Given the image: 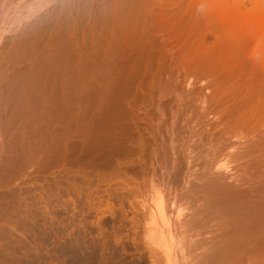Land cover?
Instances as JSON below:
<instances>
[{
    "label": "rangeland",
    "instance_id": "rangeland-1",
    "mask_svg": "<svg viewBox=\"0 0 264 264\" xmlns=\"http://www.w3.org/2000/svg\"><path fill=\"white\" fill-rule=\"evenodd\" d=\"M31 1L0 0V122L4 121L0 123V140L11 137L16 122L14 110L9 117L1 107L20 94L26 102L23 112L35 104L37 114L40 112L44 119L54 113L57 103L68 111H81L83 118L79 120L83 122L78 120L72 127L81 129L77 135H82L84 126L85 135L95 129L104 131V86L110 81L107 87L112 86L113 91L127 92L123 105L131 115L133 128L149 139L144 140L148 145L145 155L152 154V158L137 177L109 179L104 170L90 168L86 175L70 174L75 178L73 184L61 174L66 184L59 177V187L56 185L54 192L49 189L51 193L48 189L41 193V188L48 186L42 180L45 184H39L40 191L31 189L44 195L38 198V192L30 194L34 202L29 197V205L20 203L18 212L22 215L13 216L8 225L14 231L0 236V264H167L144 232L145 210L140 208L139 193L147 191L145 183L154 176L160 180L165 177L158 162L162 156L155 155L163 143L172 140L184 146L185 154L197 146V153L188 158L190 166V161L186 163L181 156L183 152L180 154L186 164L179 186L174 187L179 195L191 194V190L207 183L205 186L230 187L253 195L254 200H264V18L260 11L252 10L244 0L245 4L239 0H89L81 9L67 14L66 20L55 18L56 26L43 20L40 34H29L27 43L13 45V36L50 7L31 16L26 7ZM104 1H109L106 7ZM16 12L23 13L22 17L18 19ZM18 25L22 26L20 30ZM14 77L15 82L9 81ZM19 77L23 81L19 82ZM24 80L28 82L21 84ZM30 83L37 85L31 87ZM101 120L99 128L93 125ZM191 168L189 180L186 174ZM19 182H11L5 190L2 187L0 193L11 190L8 187L19 190ZM114 186L121 190H111ZM132 192L141 197L134 199ZM217 218L210 227H216ZM224 218L221 222L225 223L228 219ZM261 235L264 237V232ZM248 252L246 257L253 260L238 256L248 264H260L264 251ZM196 256L187 257L183 263L179 255L177 263L193 260L192 264H197ZM242 259L237 264L244 263Z\"/></svg>",
    "mask_w": 264,
    "mask_h": 264
},
{
    "label": "bare ground",
    "instance_id": "bare-ground-1",
    "mask_svg": "<svg viewBox=\"0 0 264 264\" xmlns=\"http://www.w3.org/2000/svg\"><path fill=\"white\" fill-rule=\"evenodd\" d=\"M32 1L28 3V5L26 6L27 8H29L27 13H29L31 16H34V14H36V12L38 13V11H40L41 9L44 10L45 6H47L48 8L49 7L48 5H50V7L43 14L41 12L39 18L33 21L32 23H30L29 27L25 26L26 27V28L24 27L25 30L22 29V32L16 34V37H14L15 35L13 36V38H15L14 40L12 39L13 45L15 44L21 46L25 44L24 42L28 39L27 37L29 34L34 36L38 35V33L40 34L41 33L39 32L41 30L40 26L43 20L47 19L48 25L51 23L55 25L56 22L55 18L58 19L61 18L66 20L67 14L73 13L81 9L86 1L89 2V0H35L37 1L35 3ZM95 1H99V0H93V2ZM120 1L122 0H118L119 3ZM240 1H242V3L244 1H246V3L249 2L251 6L250 8L252 10L260 11L259 12L260 15H262V17L264 18V0H244V1L239 0V2ZM106 2L104 1V7L107 6ZM112 3H114L117 6L116 1ZM219 9L221 8L219 7ZM19 10L21 9H18L17 12L20 13ZM17 12L15 13V15H18V19H19L20 15L22 17L23 13L19 15L17 14ZM15 17L17 18V16ZM48 33H50V31ZM51 33H56V32H51ZM20 79L21 80L19 82L23 81L22 78ZM32 79L35 80L34 77ZM10 80H13L15 82V77L14 79H9V81ZM25 82L26 81L24 80V83L21 84H26L28 81L26 83ZM110 84L111 82L109 81L108 85ZM32 85L34 84L31 83L29 84V86L31 87ZM35 85H37V83H35ZM35 85L34 87H36ZM108 85L104 86L106 87L104 88V102H105L104 131L102 129L101 130L92 129L93 131L92 132L89 131L87 135H85L87 131L84 132L85 130H87V127L85 126L84 128L86 129L84 130L82 128L84 131L82 130L83 133H80L82 134L81 136L77 135V132L79 131L81 132V129L77 131L78 127L77 129L74 130L72 128L75 124L78 125L77 124L78 120L79 118L82 117L80 116L81 111L77 112L78 111L77 107H75L77 108V110L70 109L68 111V108L66 110L64 106L63 107L60 106L61 107L60 109L57 103H55L56 105L53 108L55 109L53 111L54 113L50 116H46L48 114H46L45 116L43 115L44 116L43 119L38 115L40 114V112H38L37 114V105L35 104L30 105V107H27L26 112H23L22 107L23 106L26 107L25 106L26 102L25 103L23 102L22 96L24 95L22 94H20V96L16 97L15 99L13 98L14 99L13 101L10 100L8 103L5 101L6 102L5 106L1 105L2 109L4 107L3 110L4 115L6 113L7 114L11 113L10 111L14 110L15 113L14 117L15 116L16 117L13 118L16 119V122H15V126L13 123V127H15L16 129L14 128V132L13 133L11 132L12 135L6 134L9 135L8 137H10L11 135L9 139L0 140V190L2 187H4L3 189L5 190L7 186L11 184V182L14 183L16 181L18 182L20 181L19 183H21L22 186H20L21 188L19 190L15 189L14 191H11L12 187H8V189L11 188V190L2 191V193H0V236H2L1 234H9V232H12L13 229L10 231V228L8 227L10 221L13 222L12 217L22 215L20 214V212H18V206H20L19 204L22 203L21 204L22 206H25L24 204L29 205L26 201L27 199H29V197H31L30 194L34 195L38 192L37 191L36 193H34L36 190L32 192L31 189L32 187H36L34 189H38L39 187L41 188L43 184L48 183L46 189L41 188V193H43L45 190L47 191V189L48 190L50 189L54 192V190H56L54 187L56 185L59 187L58 183L60 181V178L62 177L61 174L65 176L64 177L65 179L68 176V179L70 180L72 179L71 177L72 174L74 173L77 174L79 172L80 174L82 173L83 175H86L89 173L88 170L90 168H97L99 170H104V173L105 174L107 173L109 175L108 176L107 174L106 175L104 174L105 178L109 177V179L110 177H112L113 179L114 178L113 176L116 177L114 179L117 178L122 179L121 177H125L126 175L128 176L132 175L134 177H137L139 175V171L142 169L141 167L143 166L145 167L149 163L148 161L150 158H152V154H149L150 156L145 155L146 148L148 145H146V143L144 142V140H149V139H146L144 137L142 138L141 134H139L138 131H136L133 128L131 124L132 121L131 115L128 113V111L123 105V101L127 97V92L125 90H119L118 92L113 91V89H111L112 86L107 87ZM7 86L10 85L7 84ZM29 88L30 87H28V89ZM31 90L34 89L31 88ZM35 94H33V96H35ZM28 95L31 96L32 94L29 93ZM36 95H38V93ZM27 103H29V101ZM2 104L4 105L5 103ZM51 105L53 104L51 103ZM44 108L46 109L48 107H44ZM41 110H42L41 112H43V108ZM51 111L52 110L49 109V112ZM25 113L27 115H24ZM102 121L103 120L98 121V124L93 123V125L99 128V124H101ZM3 122L1 121L0 123L3 124ZM7 122L8 121L6 119L5 123ZM79 122L81 123L83 122V120L81 119V121L79 120ZM6 125L7 124H5V128ZM9 125L11 126L10 123ZM2 127H3L2 129L4 130L9 129V128L5 129L4 125ZM175 130L176 129H174L173 131L174 134H175ZM89 141L91 142L89 143ZM167 143L166 145L165 143H163L164 145L161 146L162 148L160 147L161 150L163 151L161 152L160 150L159 153L156 152L157 154L155 155V157L158 156V154L159 157L162 156L161 163L160 161L158 162L159 165L161 164L160 166L162 167V169L165 170L162 171V174H164L162 175V177L164 176L165 177L162 180H160L158 179V177H156L157 179H155V176L153 175L154 179L152 181L150 180V183H148L147 181H146L147 183H145L144 180L147 179L145 178L143 182L145 183V187H147L148 185V189L147 191H143L139 193L142 196V197L140 196L142 199L141 202H139L141 206L140 208L145 210V212L143 213L144 215L142 214L144 216L143 219L145 220V223L143 222L145 225L144 232L146 234V237L148 238V242L150 243V245L156 247L154 249L155 250L158 249L160 253L162 252V255L166 257L167 264H179L177 263L180 258L179 255L182 257L184 261L182 262L185 263L187 257L189 258V256L192 255L195 256L196 253H197L196 258L199 259L197 264H237V262L240 261V259H242V257L240 258L238 256L239 254H241V256H243L246 259L251 258L250 260H253L251 256H249V258L246 257L247 255H245V251L246 250L249 251L248 253H250L251 251V254H254L252 253V251H258L260 253L261 251H264V246H262L264 245V237H262L261 235V233L264 232V228H263L264 200H260V199L254 200L253 195H249L247 192L245 193L236 192L230 187L220 189L218 188L219 186H217V188L214 187L213 185L211 187L205 186V184L208 185L207 183H204V186L199 185L196 191L194 189L191 190L194 193L192 192L191 194H185V195L183 194L182 196L179 195V193L177 192V190L179 189H175L174 187L179 186V176L182 175L181 172L183 166L188 161H190V159L188 158H190L191 154L197 151L196 148L197 146L195 145L193 148L189 149L188 150L189 153L187 151L188 154L187 155L185 154L186 149L184 150L183 149L184 146L181 145L180 143H176L174 140H172L170 144ZM197 145H199V143ZM161 153L163 154L161 155ZM180 154H182L181 156L182 157L184 156L185 160H187L186 163H183L182 160L183 158L180 157ZM169 155L173 156L174 158ZM168 157H171L170 159L172 160L170 161ZM198 157H200V155H198ZM193 161L195 160H192V162ZM188 164L190 166L191 161L188 162ZM152 165H154V162H152ZM224 167L225 169L226 168L228 169L227 164H225ZM184 169H186V167ZM193 169L199 170L195 168ZM188 171L189 172L186 174V178L187 176L189 177V174L191 172L193 173L192 168L191 170ZM185 172L187 171H184V173ZM72 176H75V174ZM167 177L169 178V180L168 179L165 180V178ZM64 178H61L63 179L62 181H64L63 183H65L66 181L64 180ZM42 180L46 182L43 183ZM69 180H67V183L69 182ZM73 180H75V178L72 179L71 183L72 182L74 183ZM155 180L156 181L159 180V181L155 182ZM164 180L167 181L168 183H165ZM189 180H191V178ZM186 181L184 182L185 184L187 183ZM184 183L182 184L180 183V184L185 185ZM39 184L42 185L39 186ZM201 184L203 185V183ZM60 185L62 186V182ZM116 186L120 187L118 185ZM116 186H114L115 189L111 188V190H116L115 192H117L118 189L121 190L120 188H116ZM192 186L193 185H191L190 183L191 189L193 188ZM190 188H187L188 189L187 191H189ZM143 189L145 188H142V190ZM50 190L48 192L51 193L52 191ZM172 192H174V194H172ZM132 194L133 195L135 194L134 199H136L137 197L138 199L140 198L139 194L136 195V193L133 192ZM39 195L41 196L42 194H39L38 192L37 197ZM129 195L131 196L130 193ZM171 195H173V197H171ZM33 200L34 198L32 199V201ZM25 212H26V207H25ZM223 217H225L224 220L228 219L225 220V223L221 222L223 220ZM216 218L218 222L222 218L220 220L222 225L220 222L217 225L218 222L216 221L215 225L216 227H219V229H215L216 227L212 226L213 229L216 230L214 231L211 229L212 227H210V225L214 223ZM226 223L227 226L224 227ZM9 226H11V224ZM215 233L218 234L215 235ZM208 235H210L211 237H209ZM260 240L263 241L261 242ZM254 241L257 242L256 245H253V243H255ZM261 254L262 257L264 258L263 255L264 253ZM198 256L200 257L198 258ZM237 256L238 258H240L238 261H237ZM255 256L257 255L255 254ZM259 257L261 258V256ZM263 258L260 260L264 262ZM260 260L259 263L264 264L263 262L261 263ZM242 261L244 262V259H242L241 262ZM190 263L191 261L187 262V264ZM192 263H194L193 260ZM246 263L248 264V261L241 264H246ZM255 263L256 262L253 261L251 264H255Z\"/></svg>",
    "mask_w": 264,
    "mask_h": 264
}]
</instances>
